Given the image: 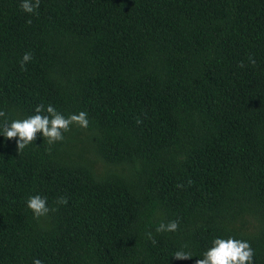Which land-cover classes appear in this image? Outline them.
<instances>
[{
	"label": "trees",
	"instance_id": "obj_1",
	"mask_svg": "<svg viewBox=\"0 0 264 264\" xmlns=\"http://www.w3.org/2000/svg\"><path fill=\"white\" fill-rule=\"evenodd\" d=\"M19 4L0 0V123L51 104L88 126L0 137V264H195L218 235L264 264V0Z\"/></svg>",
	"mask_w": 264,
	"mask_h": 264
},
{
	"label": "clouds",
	"instance_id": "obj_2",
	"mask_svg": "<svg viewBox=\"0 0 264 264\" xmlns=\"http://www.w3.org/2000/svg\"><path fill=\"white\" fill-rule=\"evenodd\" d=\"M19 6L24 13L35 14L39 7V0H20ZM31 59L30 52L24 53L21 58V66H25ZM4 116L5 113L0 110V117ZM72 124L86 128L88 126L87 113L81 111L65 116L51 104L47 106L40 104L35 106L32 114L23 118L5 119L4 122L0 123V137H3L5 141L15 138L16 149L19 153L37 139V134L48 145L61 141L64 132L68 131ZM66 202L64 197L58 201L61 204ZM25 204L34 217L45 215L50 210L47 206V197L40 194L29 196ZM177 229V221L170 220L167 223L160 222L155 228V232L175 233ZM146 236L155 243L151 231L147 232ZM172 257L184 260L194 256L190 250H186V246H181L174 251ZM196 258L195 264H254V250L247 240L230 235H218L211 239L208 247ZM32 264H43V261L39 258H33Z\"/></svg>",
	"mask_w": 264,
	"mask_h": 264
},
{
	"label": "rangeland",
	"instance_id": "obj_3",
	"mask_svg": "<svg viewBox=\"0 0 264 264\" xmlns=\"http://www.w3.org/2000/svg\"><path fill=\"white\" fill-rule=\"evenodd\" d=\"M94 156V155H93ZM100 168L102 167V164L101 163H99V165H98Z\"/></svg>",
	"mask_w": 264,
	"mask_h": 264
}]
</instances>
